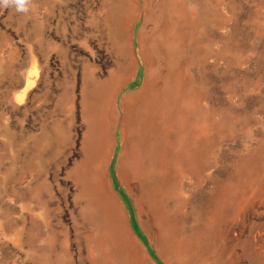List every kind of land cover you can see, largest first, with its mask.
Segmentation results:
<instances>
[{
  "label": "rangeland",
  "instance_id": "rangeland-1",
  "mask_svg": "<svg viewBox=\"0 0 264 264\" xmlns=\"http://www.w3.org/2000/svg\"><path fill=\"white\" fill-rule=\"evenodd\" d=\"M27 8L0 6V264H264V0Z\"/></svg>",
  "mask_w": 264,
  "mask_h": 264
},
{
  "label": "bare ground",
  "instance_id": "bare-ground-1",
  "mask_svg": "<svg viewBox=\"0 0 264 264\" xmlns=\"http://www.w3.org/2000/svg\"><path fill=\"white\" fill-rule=\"evenodd\" d=\"M120 7V6H119ZM133 41V40H132ZM31 83L30 80L27 81V84H26V87H25V90L24 92H26L30 87H31ZM21 94V93H20ZM19 103L23 101V95H20L19 97H17ZM179 99H177L176 101L173 102V99L171 97L170 99V104H171V110H168L167 113H169L170 111V114L169 116L174 119L175 118V115L177 113H179ZM151 102V106L149 105L148 107V112H142V113H136L135 114V120H136V126L139 128V131H143L145 133H140L142 134L141 137L138 139L137 142H141V140L145 141L144 143L146 142H149L150 140L153 139L154 135H153V132L155 131V125H156V121L161 118L160 117V114H161V106L160 105H155V101L152 100L150 101ZM156 107V109H155ZM95 118V117H94ZM155 118L157 120H155ZM121 123V122H120ZM119 128V127H118ZM133 154H134V150L132 151ZM132 155V154H131ZM149 153H145L141 150H137V168L135 169L134 167H132V170L135 171V175L134 173L132 175L134 176H137L139 177L140 179L144 180V178H146L147 176V167L143 168L144 166H146V162H147V157H148ZM133 165V164H132ZM135 165V166H136ZM160 170V169H159ZM146 171V172H145ZM109 172V171H108ZM158 172V171H157ZM160 173V171L158 172ZM156 174V173H155ZM131 175V176H132ZM157 175V174H156ZM161 175V174H160ZM165 175V174H164ZM163 175V176H164ZM154 176V175H153ZM158 176V175H157ZM165 177V176H164ZM161 184V183H160ZM116 189V188H115ZM135 189V188H134ZM145 189V187H144ZM170 192V190H169ZM165 193V191H164ZM118 194V193H117ZM159 194V193H158ZM136 198H137V201H140L144 206H146L147 209L151 208V205L153 202H151V199L154 197H151V195H148V193H144L143 191H139L138 194H136ZM169 195V193H168ZM91 196V195H90ZM156 196V195H155ZM135 198V197H134ZM156 202V200H155ZM133 204V203H132ZM154 210V209H152ZM126 211V210H125ZM128 218V217H127ZM202 219V217H201ZM161 221V220H159ZM242 221V219H241ZM159 224V223H158ZM161 225V224H160ZM159 225V226H160ZM157 228V227H156ZM165 229V228H164ZM133 230V229H132ZM167 243V242H165ZM164 244V242H163ZM166 249V248H165ZM168 251V250H167Z\"/></svg>",
  "mask_w": 264,
  "mask_h": 264
},
{
  "label": "clouds",
  "instance_id": "clouds-1",
  "mask_svg": "<svg viewBox=\"0 0 264 264\" xmlns=\"http://www.w3.org/2000/svg\"><path fill=\"white\" fill-rule=\"evenodd\" d=\"M29 2L30 0H0V6H15L17 11L26 12L28 10L27 5Z\"/></svg>",
  "mask_w": 264,
  "mask_h": 264
}]
</instances>
